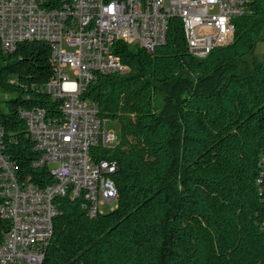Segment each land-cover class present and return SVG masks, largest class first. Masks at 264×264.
<instances>
[{"label": "trees", "instance_id": "16d2710c", "mask_svg": "<svg viewBox=\"0 0 264 264\" xmlns=\"http://www.w3.org/2000/svg\"><path fill=\"white\" fill-rule=\"evenodd\" d=\"M246 5L232 41L203 60L191 54L178 16L153 52L115 40L129 71L96 73L82 99L120 126L116 145L90 151L94 163L115 166L108 177L117 205L92 216L84 197L60 198L42 264H264V64L246 61L264 33V0ZM53 52L52 43L31 40L7 53L0 40L4 152L19 180L40 188L56 177L37 165L42 154L22 112L63 120L64 100L47 92L58 78ZM10 230L0 211V244Z\"/></svg>", "mask_w": 264, "mask_h": 264}, {"label": "built area", "instance_id": "2783aa9c", "mask_svg": "<svg viewBox=\"0 0 264 264\" xmlns=\"http://www.w3.org/2000/svg\"><path fill=\"white\" fill-rule=\"evenodd\" d=\"M48 0H0V40L7 53L14 52L18 37L45 34L51 37L63 63L62 80L47 91L63 99L62 121L46 118L41 109L26 110L22 117L42 156L37 165H46L56 182L46 188L21 182L16 164L4 152V129L0 124V181L3 203L0 211L11 221V230L0 244V264H42L41 248L54 229L59 199L84 197L95 216L100 206L117 199L115 183L108 177L115 166L97 164L91 148L114 146L119 136L107 131L98 118L97 106L82 94L96 73H125L129 68L108 48V39L126 24L146 28V44L136 35L125 42L150 52L166 42L162 27L172 17L189 16L184 27H193L195 47L191 54L203 60L217 46L232 41L236 20L249 14L246 0H73L67 18H57L58 10L43 8ZM101 20V30H94ZM54 166V167H53Z\"/></svg>", "mask_w": 264, "mask_h": 264}, {"label": "bare ground", "instance_id": "6f19581e", "mask_svg": "<svg viewBox=\"0 0 264 264\" xmlns=\"http://www.w3.org/2000/svg\"><path fill=\"white\" fill-rule=\"evenodd\" d=\"M68 10L57 11V18H67ZM184 23H189V16H181ZM94 30H101V20H94ZM168 27H162L161 36H167ZM186 35H193V27H185ZM132 35H136V42L138 44H146V28H140V24H126L124 28H120L118 32H114V35H110L108 39V48H113L114 42L117 39L130 38ZM42 40L53 44L54 62L57 65V80H62L64 75V68L62 61L59 60L58 51L55 50V43L51 40V37L45 34H32L28 36L18 37V44L25 41ZM187 42L190 48V52L194 50L195 38H187ZM55 87V80L48 86V90L52 91Z\"/></svg>", "mask_w": 264, "mask_h": 264}, {"label": "rangeland", "instance_id": "374dc122", "mask_svg": "<svg viewBox=\"0 0 264 264\" xmlns=\"http://www.w3.org/2000/svg\"><path fill=\"white\" fill-rule=\"evenodd\" d=\"M246 61L249 65L254 66L255 64H264V33L262 36V39L260 40V42L257 44V47L255 49V51L248 55L246 57ZM5 96L3 94H0V104L3 106V100H4ZM105 129L107 131L109 130H113L117 133V135L119 136V131H120V126L117 122H108L105 125ZM54 167V166H53ZM117 203H108L105 205H101L100 206V211L102 213H109L110 211H112L113 209H115Z\"/></svg>", "mask_w": 264, "mask_h": 264}]
</instances>
